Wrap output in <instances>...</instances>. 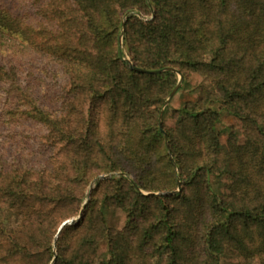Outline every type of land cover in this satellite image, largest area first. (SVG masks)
Returning <instances> with one entry per match:
<instances>
[{"label":"trees","instance_id":"trees-1","mask_svg":"<svg viewBox=\"0 0 264 264\" xmlns=\"http://www.w3.org/2000/svg\"><path fill=\"white\" fill-rule=\"evenodd\" d=\"M170 68L178 89L189 73L211 89L168 128ZM0 92V127L46 132L24 157L0 152V212L18 218H0V264H264V0H0ZM214 105L241 140L221 142ZM105 173L119 175L57 232ZM105 209L124 213L121 228Z\"/></svg>","mask_w":264,"mask_h":264},{"label":"rangeland","instance_id":"rangeland-1","mask_svg":"<svg viewBox=\"0 0 264 264\" xmlns=\"http://www.w3.org/2000/svg\"><path fill=\"white\" fill-rule=\"evenodd\" d=\"M137 16L141 20H147V19H150L152 17V15L150 18L141 16V15H137ZM121 21H122V19H121ZM118 42H119V37H118ZM119 47L122 48V39H121V46H119ZM125 59H127V58H125ZM178 74H177V83H176V85L178 84L177 88L174 91V93L172 94L168 103L166 105H163V107L161 108L162 112L165 110V107L167 108L166 113H164V124L168 128H171L177 122V119L170 117V111L171 110L181 108L185 102L197 100L198 98L201 97L203 90L211 89V85H210L209 80H207L206 78H204L202 76L193 74V73H189L187 75L184 83L181 85V88L178 89V87L181 83V80L178 83ZM42 77H44V76H42ZM181 79H182V77H181ZM2 102L4 103V93L2 94V92H0V109L2 107ZM212 107L214 109H216L219 113L218 122L216 124V130L218 131V133L220 135L221 142L224 143L226 136L229 132H234L237 135L238 139L241 140L242 139V125H241V123L237 119L233 118L228 113H226L224 110L220 109L219 106L214 105ZM161 117H162V114H161ZM45 133L46 132L43 129H40V127L34 126L33 124L31 126H29L28 128L15 127L14 130H10L3 123V128L0 127V143L3 144V147L0 146V152H2L3 158L5 160H11L13 157H18V156L24 157V156H26L28 151L35 152L39 147L44 145L43 144L44 141L42 139H44L43 136L45 135ZM14 148H18V152H15ZM105 174H109V173H105ZM113 174H118V173H113ZM101 175H104V174H101ZM118 175H116V176H118ZM98 176H100V175H98ZM116 176H113V177H116ZM97 177H95V178H97ZM104 180H106V179H104ZM91 181L89 182V184L85 190V200L83 201L81 208L88 201L89 196H88V198L86 197V192L88 190V187H89ZM100 181H102V180H100ZM228 181L229 180L226 177L213 178L212 179V185L214 187V191L221 196H226V194H227L226 185H227ZM94 187H95V185H94ZM177 188L179 190V187H177ZM174 191H176V190H174ZM142 193L147 194L144 192H142ZM154 194L155 195H162V194H166V192L165 193L156 192ZM81 208L79 209V211L81 210ZM104 214H105L107 224L109 226L114 227L116 229H119L123 226V224L125 222V216L121 210L105 209ZM77 216H78V214L76 216L70 218L69 220H72V219L75 220L77 218ZM0 218L2 221L4 218V220H6L7 223L9 225H11L12 227L15 226V224L17 223V219H18L14 214H11L8 212H3V210L0 212ZM69 220H66V221H69ZM73 224H75V223H72V224L69 223L68 225H73ZM4 247H5V243L3 242V248L0 247V251L3 250ZM53 253L55 255V249L54 248H53ZM107 257H108V254L106 251V244L100 243L98 258L101 260V259H106ZM241 260H242L241 257L238 255H229V256L224 255V256L220 257V264H237ZM52 263H53V260H51L48 264H52Z\"/></svg>","mask_w":264,"mask_h":264},{"label":"water","instance_id":"water-1","mask_svg":"<svg viewBox=\"0 0 264 264\" xmlns=\"http://www.w3.org/2000/svg\"><path fill=\"white\" fill-rule=\"evenodd\" d=\"M131 14H132V13H128V14H126L125 16H123V18H122V21H121V29H120V34H119V46H121V39H122V35H123V30H124L125 21L127 20V18H128ZM125 61H126V64H127V66H128L129 69L134 70V71H137V72H140V73H149V74H153V73H157L158 71L160 72V70H158V71H145V70H142V69H139V68H135V67H133V65L128 61V59H125ZM167 70L172 71V72H176L174 69H171V68H170V69H167ZM176 73H177V72H176ZM177 74H178V73H177ZM180 80H181V75L178 74V83L180 82ZM177 85H178V84H177ZM177 85L173 88V90H172V91L170 92V94L167 96V98H166V100H165V102H164V105H166V104L168 103V101H169V99L171 98L172 94H173L174 91L176 90ZM161 114H162V109H161V111H160V113H159V119H158L159 123H160V121H161ZM116 175H118V174L109 173V174L100 175V176H98L97 178L93 179V180L91 181L89 187H88L87 192H86V197L88 198L90 190L94 187V185H95L97 182H99L100 180L109 179V178H111V177H113V176H116ZM177 186L179 187V182H177ZM178 191H179V190H178V188H177L176 191H173V192H170V193H175V192H178ZM166 194H167V193H166ZM84 205H85V204H84ZM84 205L82 206L81 210L79 211L77 218H76L75 220L72 219V220H69V221H65V222H63V223L59 226L57 232H58V231L61 229V227L64 226L65 224H69V223H71V224H72V223H77V222L80 220L81 216H82V212H83V207H84Z\"/></svg>","mask_w":264,"mask_h":264}]
</instances>
